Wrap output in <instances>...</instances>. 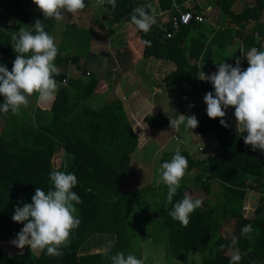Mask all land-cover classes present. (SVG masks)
<instances>
[{
  "label": "trees",
  "instance_id": "trees-1",
  "mask_svg": "<svg viewBox=\"0 0 264 264\" xmlns=\"http://www.w3.org/2000/svg\"><path fill=\"white\" fill-rule=\"evenodd\" d=\"M241 1L244 4L240 10L234 9L236 0L214 1L225 18L222 26L211 27L204 21L191 20L181 24L170 38L165 35L172 30L171 17L177 8L193 15L199 14L201 8L185 6L186 0H117L115 9L104 6L108 10L104 19L111 18L115 24H131L134 8L156 2L158 12L170 16L163 27L156 17V24L147 34L137 30L133 39L126 40L123 51L120 54L116 51V54L123 61L128 60L127 55L133 61L155 59L172 63L174 70L161 80L166 87L187 84L205 93L214 92L209 82L197 78L199 70L211 74L217 70L215 62L222 59L235 66L236 57H241V67L247 68V59L241 51L246 53L252 47L264 51V23L261 22L264 0ZM92 3L94 0H85L87 6L82 10ZM34 4L33 0H0V63L9 71L16 57L11 46L13 34L21 27L34 30V22L41 20L45 31L55 35V26L61 23L44 19L40 9L33 17L30 8ZM92 40L90 30L79 29L73 22L66 23L54 61L60 70L55 77L60 86L54 100L39 102L34 94L28 98V106L21 108L19 116L0 113V243L16 239L24 225L13 222L15 207L30 203L36 187L45 191L51 188L49 174L53 170L77 176L78 184L72 190L83 201L77 205L81 223L71 233L70 245L62 249L63 256H49L46 250L35 253L29 246L22 253L10 255L0 248V264H111L110 256L118 251L141 258V244L151 239L152 234H135V231L145 225V219L153 210L165 233L159 238V244H166V257L168 255L177 263L187 264L190 254L196 252L202 255V264H229L231 256L227 251L233 250L231 238L235 235L239 237L235 247L242 254L240 264H264V152L252 151L250 145L244 144L246 133L236 132L228 112L227 128L220 124L219 118L211 119L207 115L199 118L198 127L193 129L194 136L203 138L212 134L218 151L206 154L201 145L194 152L177 147L188 159L189 167L173 197V204L183 198L190 185L203 189L206 195L186 227L169 216L173 205L167 203V186L162 182L155 188L124 190V179L131 169L140 136L122 103L125 97L115 98L98 109L85 104L93 94H102L112 88L97 73L78 66L82 57L92 55L89 52ZM145 40L151 42L150 47L143 43ZM234 45L235 51L222 58L220 53ZM71 64L79 67L76 77L67 75ZM105 74L110 76L114 72L109 70ZM3 99L0 96V103ZM180 101L191 102L188 99ZM140 123L151 129L170 126L169 117L163 113L146 114ZM180 129L175 132L170 127L174 142L180 140ZM176 149L161 152L160 165L170 161ZM57 154L59 162L55 167L53 161ZM212 182L219 183L221 188L215 201L209 198ZM248 190L258 194L252 218L243 216ZM245 225L252 226V240L241 236ZM229 228L232 231L227 236ZM95 235L110 238L104 240ZM92 236L95 239L91 242ZM103 244L109 249L91 252Z\"/></svg>",
  "mask_w": 264,
  "mask_h": 264
},
{
  "label": "clouds",
  "instance_id": "clouds-1",
  "mask_svg": "<svg viewBox=\"0 0 264 264\" xmlns=\"http://www.w3.org/2000/svg\"><path fill=\"white\" fill-rule=\"evenodd\" d=\"M33 3L42 11L44 19H55L57 22L64 18V13L75 14L87 6L85 0H33ZM105 5L115 9L117 0H94L95 7ZM130 22L137 30L147 34L156 24V9L151 3L138 6L133 9ZM11 40L16 57L11 71L0 63V96L4 98L0 103V113L11 112L19 116L21 108L28 106V98L34 94L39 102L54 100L60 86L55 79L60 70L54 63L59 46L56 37L45 31L41 20L34 22V30L21 27ZM143 43L151 46L150 41ZM241 53L247 59V68H242L241 57H236L235 66L222 59L215 62V72L206 74L202 69L198 71L197 78L209 82L214 89V92H207L201 101L207 105V116L219 118L220 124L226 128L229 127L227 109L234 107L236 132L246 133L243 135L244 144L250 145L252 151L259 149L264 152V51L252 47ZM169 120L170 127L176 129L181 125L195 129L199 124L195 115L181 114ZM188 167V159L177 148L171 160L160 165L157 180V184L162 182L167 186V203L173 205L169 216L185 227L190 223L191 214L203 204L202 199L193 198L188 193L173 204V197ZM49 175L51 188L45 191L36 187L30 203L15 207L12 220L24 226L11 243L19 249L27 245L30 250H46L49 256L61 257L64 255L62 249L70 245L71 233L81 223L77 205L83 201L72 190L78 184L74 173L53 170ZM252 232V226L245 225L241 236L252 240ZM238 243L239 237L233 235V254L229 264H240L242 260L240 249L235 247ZM110 260L111 264H145L144 259L131 253L126 255L123 251L111 255Z\"/></svg>",
  "mask_w": 264,
  "mask_h": 264
},
{
  "label": "rangeland",
  "instance_id": "rangeland-1",
  "mask_svg": "<svg viewBox=\"0 0 264 264\" xmlns=\"http://www.w3.org/2000/svg\"><path fill=\"white\" fill-rule=\"evenodd\" d=\"M214 1L215 0H190L191 3L196 2L204 7H206L205 5L208 2L209 5H211V11H205L206 15L204 17V22L207 26L218 27L221 26V20L223 23L225 18L221 15L219 8L215 6ZM243 4V1L236 0L234 9L240 10ZM30 9L33 17H35L39 8L34 4L31 5ZM107 13L108 10L106 7H95L94 3H92L89 8L79 10L75 14L64 13V18L60 21L61 23L55 26L54 31L56 30V34L54 36L56 37V43H58L61 31L66 23L73 22L77 24L79 29L86 28L90 31L94 30V24L97 25L95 30L101 33L100 35L103 36L101 37L103 39L102 41L99 40L94 42L92 48L93 51L91 52L89 50L92 55L82 57L79 60L78 66L81 69H87L97 73L98 76L108 82L112 88L108 92L102 94H93L86 100L85 104L93 109H98L115 98L121 99L122 97H125V100H122V103L124 104L126 112L130 114L131 120L135 124L136 133L140 136V144L132 156L131 169L124 179L123 188L126 191H132L135 188L144 186L155 188L159 185H157V180L159 178V159L161 152L169 149H176L180 146L194 152L197 150L198 146L201 145L204 147L203 149H205L204 153L213 154L215 151H218V146L212 134H208L203 138H200L199 136L195 137L193 134L195 133L194 130L186 128L184 125L180 126V140L178 142H174L171 138L170 126L151 129L148 128L146 124L140 123V119H137L138 115H136L138 110H136L134 105H139L140 102L138 101V98H141L142 100H146V103L144 102V106L147 108V114L149 115L163 113L170 119H174L176 116L183 114L186 116L195 115L197 119H199L207 115V105L204 101H201V98L204 97L207 92L205 93L203 91L193 89L187 84L173 85L164 90L163 88L166 86L162 83L160 77L170 72L174 66L168 61H158L155 59H141L139 61H133L127 55L126 57L130 60V63L123 61V58L120 57L118 53L116 54V51L120 54L125 47L126 40L131 39L134 34L132 32L127 33L128 30L125 23L114 25L115 23H113L111 18L104 19V16L107 15ZM0 17L2 16L0 15ZM261 22L264 23V17ZM235 48L236 45L225 49L220 53L221 57L224 58L230 55L235 51ZM64 53L66 54V52ZM67 54L73 55V53L69 51H67ZM147 64L148 66L146 67ZM71 65L72 66L68 71V76H78L79 67L77 68L73 67V64ZM109 70H112L114 74H111L110 76L105 74ZM183 95L187 97L188 101L196 104L195 109H188L186 106L187 102L180 101V97ZM150 100L155 104L154 106H159V104L161 106L156 108L149 107V104H152ZM130 104H134L133 107L135 110H131V107L129 106ZM234 111V107L231 106L227 109L231 125L236 127ZM1 125L0 120V129ZM173 130L177 132L176 128H173ZM58 162L59 155L57 154L55 155L53 161L55 167L58 166ZM211 189L212 194L209 198L212 199V201H215V197L219 194L221 189L219 183L212 182ZM187 193L192 195L193 198H206L203 189L194 187V185L189 186ZM257 204L258 194L254 191L248 190L244 199L243 216L245 218H252L254 216V208ZM147 217L148 218L145 219V225L135 231V234L137 232L140 234H143V232H149L152 234L151 239L141 244V258L145 260V264L147 262L149 264H182L177 263L176 260L171 259L168 255L166 257V244L164 245L163 242L161 243L164 246L159 244V238H163L165 233H162L160 218L157 212L153 210ZM227 231L226 235L230 236L232 230L229 228ZM100 236L104 237V240H106V238H110L107 235H95L97 238ZM95 237L92 236L89 241L92 242ZM112 239L114 241V238ZM12 241L13 240H7L0 243V248L5 250L10 255L22 253L24 248L27 246L26 245L23 249H19L11 243ZM156 241L157 243H155ZM100 247H102V249L104 248L103 251L109 249L108 245L104 244ZM35 253H37V250H35ZM227 253L232 256L233 250L230 249ZM187 264H202V255L196 252L191 253Z\"/></svg>",
  "mask_w": 264,
  "mask_h": 264
},
{
  "label": "crops",
  "instance_id": "crops-1",
  "mask_svg": "<svg viewBox=\"0 0 264 264\" xmlns=\"http://www.w3.org/2000/svg\"><path fill=\"white\" fill-rule=\"evenodd\" d=\"M152 5H153V7L156 9V17L157 18H160V24H159V26L160 27H163V24H165L166 23V20H168V18L170 17L169 15H168V13H161V12H158V8H157V3L156 2H153L152 3ZM185 6H189V8H193L194 6H198V7H200L201 8V12H200V14H203V16L205 17V15H206V12L205 11H208V12H210L211 11V5H209V3L207 2V4L205 5L206 7H204L203 5H201V4H198V3H196V2H194V3H191L190 2V0H186V2H185ZM182 12V11H181ZM207 12V13H208ZM204 20H205V18H204ZM10 23H12V19L10 20ZM125 24H126V27H127V33L128 32H132L134 35L132 36V38L131 39H133L134 37H135V35H136V33H137V28H136V26L135 25H132V24H130V23H126V22H124ZM120 23H118V24H114V25H119ZM122 24V23H121ZM221 26H222V20H221ZM97 27V25H95L94 24V26H93V28H94V30H91L90 32L93 34V40H92V43H91V47H90V51L92 52L93 50H92V48H93V45H94V42H97V41H99V40H101L102 41V39L103 38H101V37H103L102 35H100L101 33H99V32H97L96 30H95V28ZM134 27H135V29H134ZM217 27V26H216ZM99 28H101V27H99ZM99 31V30H98ZM131 33V34H132ZM95 34H96V38H95ZM131 39H128V40H131ZM159 61V60H158ZM127 62L128 63H130V60H127ZM148 66V64L146 65V67ZM151 66V65H150ZM172 70H174V66H173V69ZM171 70V71H172ZM170 71V72H171ZM68 75V74H67ZM166 75V74H165ZM164 75V76H165ZM164 76H162V77H160V80H162V78L164 77ZM168 87H165V88H163L164 90L165 89H167ZM162 89V88H161ZM111 90V89H110ZM123 98V97H122ZM139 100V102H140V104L138 105V104H136V105H134L135 106V108H136V110H138L137 111V114L136 115H138L137 116V119H140V120H142V118L147 114V108L144 106V102L146 103V100H142L141 98H138ZM141 99V100H140ZM148 99H149V97H148ZM147 99V100H148ZM151 101V100H150ZM152 102V101H151ZM133 105L132 104H130L129 106L131 107V110H135V108L133 107ZM155 104L152 102V104L150 105L149 104V107H153V108H156V107H160L161 105L159 104V106H154ZM138 107V108H137ZM159 109H161V108H159ZM141 112V113H140ZM139 120V121H140ZM104 249V248H103ZM102 248H99V247H96V248H94V249H92L91 250V252L92 253H95V252H99V251H102L103 250Z\"/></svg>",
  "mask_w": 264,
  "mask_h": 264
},
{
  "label": "built area",
  "instance_id": "built-area-1",
  "mask_svg": "<svg viewBox=\"0 0 264 264\" xmlns=\"http://www.w3.org/2000/svg\"><path fill=\"white\" fill-rule=\"evenodd\" d=\"M191 20H195L196 22H203L204 21V16L203 14H196L193 15L191 12H181L180 10H178V8L176 9L175 14L171 17V25H172V30L167 32V34L165 35V37L170 38L176 30H178L179 26L188 24ZM63 84L65 83V80H63L62 82ZM181 100H187V97L183 96L181 97ZM202 100H204L202 98ZM195 107V103L193 102H188L187 103V108L188 109H193ZM201 150V148H199Z\"/></svg>",
  "mask_w": 264,
  "mask_h": 264
}]
</instances>
